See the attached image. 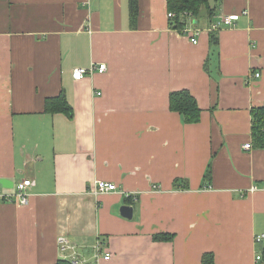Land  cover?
Masks as SVG:
<instances>
[{"label": "crops", "instance_id": "0c3cea01", "mask_svg": "<svg viewBox=\"0 0 264 264\" xmlns=\"http://www.w3.org/2000/svg\"><path fill=\"white\" fill-rule=\"evenodd\" d=\"M168 12L167 0H139L133 23L130 0H0V191L34 181L27 204L0 202V264H54L60 235L86 264H203L207 252L264 264L251 115L264 105V0H210L189 18L198 43ZM226 14L239 17L213 44ZM183 89L201 107L196 123L170 108ZM62 91L71 117L46 111ZM97 180L117 189L96 193Z\"/></svg>", "mask_w": 264, "mask_h": 264}, {"label": "trees", "instance_id": "16d2710c", "mask_svg": "<svg viewBox=\"0 0 264 264\" xmlns=\"http://www.w3.org/2000/svg\"><path fill=\"white\" fill-rule=\"evenodd\" d=\"M169 12H173L175 17L173 18L172 27L175 29L185 30L189 24L190 13L192 16L198 18L203 7H210V0H167ZM131 17L133 23L139 15V0H130ZM213 11V9H210ZM212 32V43L215 44L217 39ZM170 108L173 111L179 112L186 123H196L201 118V107L196 97L186 89L173 91L170 94ZM46 111L55 113L62 112L69 117L73 115V108L69 103L64 91L58 96L47 98ZM252 115V137L255 146L264 147V105L259 107H253L251 109ZM207 180L211 179V164H209L207 172L205 174ZM159 240L172 239L173 235L168 233L157 234L156 237ZM264 260V249H263ZM54 264H71L68 259H59ZM203 264H215V255L212 252H207L203 255Z\"/></svg>", "mask_w": 264, "mask_h": 264}, {"label": "built area", "instance_id": "2783aa9c", "mask_svg": "<svg viewBox=\"0 0 264 264\" xmlns=\"http://www.w3.org/2000/svg\"><path fill=\"white\" fill-rule=\"evenodd\" d=\"M190 17H192V15L190 13L187 14ZM168 16L170 18H174L175 14L173 12H168ZM239 17V14H226L224 16H222L220 19H218L216 22H214L211 26L212 31H216L218 30L222 24L225 25H233L234 21ZM189 24L190 20H189ZM189 24L187 25V27L185 28L184 32L189 35L191 37V40L194 43H198V33L192 31L189 28ZM96 68L94 66H91L90 68H85V67H81V68H76L73 72V77L75 79H82L87 73L90 72H94ZM107 69V64L106 63H101L98 67V71L99 72H104ZM256 76H260V73L256 72L255 74ZM252 144L251 143H247L245 144V148L250 149L252 148ZM34 183V181L30 178H25L23 180H21L17 185H16V189L14 192H1L0 191V202H17L19 204H27L29 202V193H28V188ZM95 186V192L96 193H104V192H108V191H112L117 189V185L114 183H110L107 182L105 180H97L94 184ZM0 187H1V183H0ZM264 187V184H263ZM260 188V186L258 184H253L250 187V191H256ZM128 197H134V194H128ZM264 240V234L260 233L257 234L255 236V242L256 243H260ZM58 244L60 249L62 250L63 254H64V258L68 259L71 264H86V260L81 258L76 252L70 254V255H66V251L68 250H75V245L73 243V240L67 236V235H60L58 237ZM97 252V258L100 257L101 254V250L99 245L96 248ZM110 254H106L103 258L105 259H110ZM256 260L262 262L263 260V253L262 252H257L256 255ZM263 264V263H262Z\"/></svg>", "mask_w": 264, "mask_h": 264}, {"label": "water", "instance_id": "95a60500", "mask_svg": "<svg viewBox=\"0 0 264 264\" xmlns=\"http://www.w3.org/2000/svg\"><path fill=\"white\" fill-rule=\"evenodd\" d=\"M121 210H122V213H123L124 216H127L129 218L132 217V215H133V206L124 205Z\"/></svg>", "mask_w": 264, "mask_h": 264}]
</instances>
